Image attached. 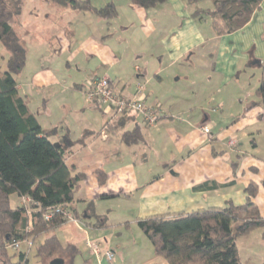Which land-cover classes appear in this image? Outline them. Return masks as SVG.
Returning <instances> with one entry per match:
<instances>
[{
	"label": "crops",
	"instance_id": "0c3cea01",
	"mask_svg": "<svg viewBox=\"0 0 264 264\" xmlns=\"http://www.w3.org/2000/svg\"><path fill=\"white\" fill-rule=\"evenodd\" d=\"M109 2L118 11L111 22L82 13V19L73 15L72 22L67 19L57 25L54 7L51 14H37L33 22H26L24 35L33 53L29 61L26 46L23 70L29 66L33 76L21 77L17 89L28 99L29 107L39 90L55 89L60 96L56 104L50 97L40 102L49 116L54 104L62 111L73 105L72 118L66 124L60 111L61 117L53 114L48 122L37 118L44 132L63 127L50 138L53 143L67 132L73 141L83 139L71 149L67 163L84 175L74 207L87 233L70 223L55 231L63 246L71 243L79 248L76 263L97 264L85 246L88 237L113 252L112 264H167L155 256L137 227L138 220L224 209L228 203L240 206L249 184L258 189L254 203L264 217V125L261 109L254 106L260 75L256 83H250L244 73L255 68L260 74V66H264V0L243 29L209 38H204L198 21L190 17L192 9L180 0H170L151 12L128 0L124 4ZM165 9L159 20L157 14ZM35 25L41 36L31 40L29 30ZM51 46L63 57L44 69L42 62L50 58ZM195 52L204 62H191ZM60 54L53 56L60 58ZM91 60L99 62L89 68ZM171 69L176 70L174 75ZM97 76L107 77L125 98L142 86L144 103L161 110L155 127H147L138 114L129 113L131 119L124 130L137 126L142 142L127 146L117 132L105 134L103 127L120 115L111 108L100 106L98 110L80 91ZM227 86L230 92L222 93ZM204 126L210 129L208 135L201 130ZM230 141L234 147L229 146ZM96 171L105 174L102 184ZM101 264L110 263L102 259Z\"/></svg>",
	"mask_w": 264,
	"mask_h": 264
},
{
	"label": "trees",
	"instance_id": "16d2710c",
	"mask_svg": "<svg viewBox=\"0 0 264 264\" xmlns=\"http://www.w3.org/2000/svg\"><path fill=\"white\" fill-rule=\"evenodd\" d=\"M40 1L90 13L105 22H111L118 14L112 2L96 8L90 0ZM169 1L128 0L130 5L145 12L154 11ZM180 1L192 9L193 20L208 18L214 35L222 37L243 29L262 0ZM204 1H209L211 7H199ZM23 3L24 0H0V46L8 54L5 57L0 53V264H29L34 246V257L41 264H50L55 259L62 260L63 264H75L81 256L79 248L71 243L63 246L55 231L67 223L63 212L79 218L74 203L84 175L67 163V157L83 139L73 141L67 132L56 143L51 142L50 138L63 127L44 132L28 99L17 89L15 76L26 65L27 50L11 23L20 17ZM85 84L80 87L82 93ZM255 97L258 101L254 106L261 109L264 125V66H260V84ZM90 104L101 110L97 101ZM129 117V113L124 112L103 128L107 134L117 132L121 142L132 146L142 142L143 137L137 126L131 131L124 130ZM251 143L255 148L254 142ZM95 174L102 184L104 172ZM257 190L255 185L249 184L243 190L245 203L240 206L228 203L224 209L170 217L151 216L138 220L137 227L151 243L155 256L163 258L167 264H244L237 240L254 229L264 228V217L254 203ZM13 196L19 199L15 208L11 206ZM25 198L29 203H22ZM14 243L19 246L14 248ZM22 243L27 245L26 252L18 251ZM10 249L14 252L10 253Z\"/></svg>",
	"mask_w": 264,
	"mask_h": 264
},
{
	"label": "rangeland",
	"instance_id": "374dc122",
	"mask_svg": "<svg viewBox=\"0 0 264 264\" xmlns=\"http://www.w3.org/2000/svg\"><path fill=\"white\" fill-rule=\"evenodd\" d=\"M108 1H112V0H90V2L93 3V5H95L97 8H99L101 6H104L106 4V2H108ZM124 1H127V0H119V4H124ZM53 7H54V10H55V8L57 9L55 11V14H56L57 19H58V24L57 25H59V24H61L63 22H66L67 19L70 22H72L71 21L72 18L76 17V16H73V15H78L77 16L78 20L81 18V15H83L82 13L73 12V11H71L69 9H65V8H62V7L55 6V5H49V4H47L45 2H42L40 0H24L20 17L18 18V20H15V21H13L11 23L14 26V28H15V32H16L17 36L20 35L19 38H24V39L21 40V42L23 43L25 48L28 47V51L30 53H29L27 58L30 59L29 61H31V59H32L31 58V52L33 53V49L30 46V44L28 42H26V40H28V37L26 38V36L24 35L23 28L26 29L25 28L26 22H28V23L30 21L33 22L36 19L37 14H39V16H43L45 13L51 14V11H53V9H52ZM199 7L203 8V9H206V8H210L211 4H210L209 1H204V2L199 4ZM163 9H164V7H163ZM165 11H166V9L164 11H162L161 13L157 14V17H158L159 20L163 16ZM72 13H75V14H72ZM40 19L43 20L42 18H40ZM16 21H18V22H16ZM172 21H173V19L171 20V22ZM198 23H199L198 27L202 30V33L204 34V38H209V36L210 37H214L213 31H212L211 26H210V20L208 18H204L203 20L198 21ZM73 24H74V22H73ZM37 28H39V27L37 25H35L29 30V36H31V40L33 38L36 39V38H39V36H41V34H40L41 33V29H37ZM44 34L47 35V34H51V33L50 32H45ZM52 38L53 37H51V39ZM142 40H143V37H142ZM209 42H210L209 44H211V41H209ZM51 48H53V46H51ZM52 50L53 51H51L49 53L50 58H44V60L42 62V64H43L42 66H43L44 69L45 68H50L52 66V63L61 61V59L63 57L62 56L63 53L59 52V49L57 47L53 48ZM0 53L2 55H4L5 57L8 56V54L4 51V49H2L1 46H0ZM58 53L59 54L61 53L60 54V56H61L60 58H59V56L58 57L53 56V54L57 55ZM199 54H200L199 52H195L194 56L192 57L191 62H193V63H196V61L204 62V59L200 58ZM26 56H27V52H26ZM37 62H40V60H38ZM46 62L48 63L49 67L46 65ZM98 62L99 61H97V60H91L89 62L90 64L88 65L89 68H90V65H93L95 67V65H97ZM250 62H251V64L253 63L252 60H250ZM40 65H41V63H40ZM88 66H86V67H88ZM198 66L201 67L202 65L198 64ZM52 69H54V68H52ZM171 72H173L172 75H174L176 70L175 69H171ZM197 72L199 74V68H197ZM244 73H247V75H245V76L248 78L250 83H253V82L256 83L259 80L258 78H259L260 74H259V70L258 69L254 68V70L253 69L252 70H245ZM240 74L243 75V73H240ZM27 75L30 76V77L33 76L32 69L29 66H28V68L23 70V72L20 75L15 76V79H16V81L19 82V79L21 77L23 78V77H25ZM74 75L75 74L72 73V76H74ZM237 77H239V76H237ZM183 83H184V81L179 83L178 87H182ZM259 84H260V82H259ZM229 87L230 86H227L223 90L222 93L230 92L231 89L229 90ZM54 90L55 89H53V91ZM53 91H51L50 89L46 90L45 92H42V91L39 90L36 95L31 97L30 109L36 114V116L39 118V120H45L46 122H48L49 120L51 121V119L54 118L52 116L53 114H55L57 117H61L60 114H61V112H63L64 116L62 118H63L64 124H66V123L70 122V120L72 118L71 109L73 108V105L69 104L68 105L69 110H66V111L55 109V104H56L55 102H58V99H60L59 98L60 96L58 94L54 93ZM51 92H52V95L55 97V100H53L52 95L49 94ZM115 92H117V91L115 90ZM244 92H247V90H244ZM74 93H76V92H74ZM75 96L78 97V95H75ZM44 97H46V98L50 97V99H51L50 102L51 103H55L51 107V116L48 115V111L44 109L42 104H40V102H42L41 99L44 98ZM83 98L85 99V97H83ZM82 103H83V101H82ZM49 107H50V105H47V109H49ZM153 108H155V107H153ZM59 111H60V114H59ZM139 117L141 118L142 122L147 127H149L147 125V123L145 122V120L143 119V117L141 115H139ZM158 122H159V120H158ZM155 126H153V127H155ZM104 132H105V130H104ZM105 134H106V132H105ZM232 147H234V146H232ZM16 199H17L16 196H13L11 198V206L13 208H15L18 205V201ZM262 213L264 214V211H262ZM77 219L80 220L83 223V221L81 219H79V218H77ZM70 224H72V223H70ZM74 234L76 236V239L79 240L80 237L76 234V232H74ZM263 235H264V228H257V229L252 230L251 233L248 236L239 238L237 240L236 244H237V247H238V250H239V256H240V258H241V260H242V262L244 264H262L263 263V261H264V237H263ZM18 251L26 252L27 251V245L25 243H22L20 245V249ZM9 252L13 253L14 251L12 249H10ZM34 252H35V246L30 251L29 264H41L34 257Z\"/></svg>",
	"mask_w": 264,
	"mask_h": 264
},
{
	"label": "built area",
	"instance_id": "2783aa9c",
	"mask_svg": "<svg viewBox=\"0 0 264 264\" xmlns=\"http://www.w3.org/2000/svg\"><path fill=\"white\" fill-rule=\"evenodd\" d=\"M83 95L88 103L97 101L105 109H113L116 115L124 112L139 114L143 117L149 127L157 124L161 116V110L158 107H150L144 103L145 93L142 86H138L132 97L125 98L115 92L111 81L105 76H97L89 80L83 90ZM202 132L206 135L210 129L204 126ZM234 141L229 142V146H234ZM23 204L29 203L28 199H22ZM67 223H72L82 233H87V227L69 212H63ZM19 244L14 243L13 247L17 248ZM85 246L90 251L97 264H101L102 259L112 264L114 254L110 250H103L99 243L92 242L88 237L85 240Z\"/></svg>",
	"mask_w": 264,
	"mask_h": 264
},
{
	"label": "water",
	"instance_id": "95a60500",
	"mask_svg": "<svg viewBox=\"0 0 264 264\" xmlns=\"http://www.w3.org/2000/svg\"><path fill=\"white\" fill-rule=\"evenodd\" d=\"M50 264H63V262H62V260H60V259H55V260H52V261L50 262Z\"/></svg>",
	"mask_w": 264,
	"mask_h": 264
},
{
	"label": "bare ground",
	"instance_id": "6f19581e",
	"mask_svg": "<svg viewBox=\"0 0 264 264\" xmlns=\"http://www.w3.org/2000/svg\"><path fill=\"white\" fill-rule=\"evenodd\" d=\"M111 84L113 85V83L111 82ZM114 87V86H113Z\"/></svg>",
	"mask_w": 264,
	"mask_h": 264
}]
</instances>
